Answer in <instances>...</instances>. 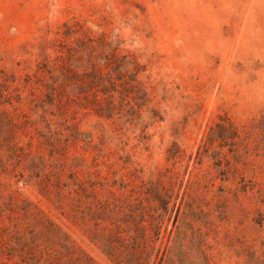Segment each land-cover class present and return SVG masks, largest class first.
I'll list each match as a JSON object with an SVG mask.
<instances>
[{
    "label": "rangeland",
    "instance_id": "1",
    "mask_svg": "<svg viewBox=\"0 0 264 264\" xmlns=\"http://www.w3.org/2000/svg\"><path fill=\"white\" fill-rule=\"evenodd\" d=\"M0 264H264V0H0Z\"/></svg>",
    "mask_w": 264,
    "mask_h": 264
}]
</instances>
